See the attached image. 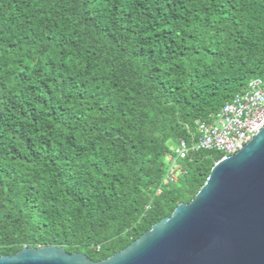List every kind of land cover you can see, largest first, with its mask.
I'll list each match as a JSON object with an SVG mask.
<instances>
[{
  "label": "trees",
  "instance_id": "trees-1",
  "mask_svg": "<svg viewBox=\"0 0 264 264\" xmlns=\"http://www.w3.org/2000/svg\"><path fill=\"white\" fill-rule=\"evenodd\" d=\"M257 78L264 0H0V257L124 251L225 157L168 188L170 144Z\"/></svg>",
  "mask_w": 264,
  "mask_h": 264
},
{
  "label": "water",
  "instance_id": "water-1",
  "mask_svg": "<svg viewBox=\"0 0 264 264\" xmlns=\"http://www.w3.org/2000/svg\"><path fill=\"white\" fill-rule=\"evenodd\" d=\"M0 264H264V129L215 164L191 203L111 258L93 262L49 246L0 257Z\"/></svg>",
  "mask_w": 264,
  "mask_h": 264
},
{
  "label": "built area",
  "instance_id": "built-area-1",
  "mask_svg": "<svg viewBox=\"0 0 264 264\" xmlns=\"http://www.w3.org/2000/svg\"><path fill=\"white\" fill-rule=\"evenodd\" d=\"M264 129V78L249 82L247 88L231 101L211 121H198L190 131V140L181 139L166 156L169 165L164 186L173 188L183 173L182 160L194 152L218 151L225 157L237 154ZM159 193V192H158ZM148 209V207H147Z\"/></svg>",
  "mask_w": 264,
  "mask_h": 264
},
{
  "label": "rangeland",
  "instance_id": "rangeland-1",
  "mask_svg": "<svg viewBox=\"0 0 264 264\" xmlns=\"http://www.w3.org/2000/svg\"><path fill=\"white\" fill-rule=\"evenodd\" d=\"M170 147H171V149H172V148H176V147H177V145H176V144H173V143H171V144H170Z\"/></svg>",
  "mask_w": 264,
  "mask_h": 264
}]
</instances>
